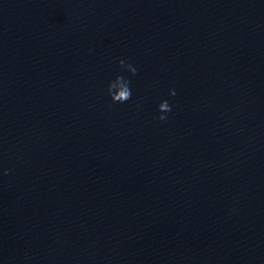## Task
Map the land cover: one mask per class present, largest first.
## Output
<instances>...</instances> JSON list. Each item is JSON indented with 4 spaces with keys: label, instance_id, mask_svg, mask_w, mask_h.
<instances>
[{
    "label": "water",
    "instance_id": "1",
    "mask_svg": "<svg viewBox=\"0 0 264 264\" xmlns=\"http://www.w3.org/2000/svg\"><path fill=\"white\" fill-rule=\"evenodd\" d=\"M0 264H264V0H0Z\"/></svg>",
    "mask_w": 264,
    "mask_h": 264
},
{
    "label": "clouds",
    "instance_id": "2",
    "mask_svg": "<svg viewBox=\"0 0 264 264\" xmlns=\"http://www.w3.org/2000/svg\"><path fill=\"white\" fill-rule=\"evenodd\" d=\"M118 62L132 74L138 72L137 66L130 59L126 60L124 57H120ZM170 91L173 95L176 92L174 88ZM107 93L111 100L115 102H125L129 100L133 95L130 77L125 75L124 72H117L115 76L110 78L108 81ZM158 109V118L160 120H165L167 118L168 112L172 109V105L169 102V99H161L158 103Z\"/></svg>",
    "mask_w": 264,
    "mask_h": 264
}]
</instances>
